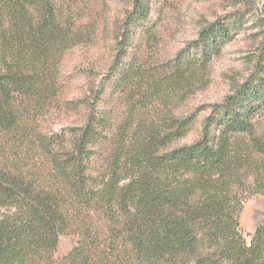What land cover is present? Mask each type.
<instances>
[{
  "label": "trees",
  "instance_id": "obj_1",
  "mask_svg": "<svg viewBox=\"0 0 264 264\" xmlns=\"http://www.w3.org/2000/svg\"><path fill=\"white\" fill-rule=\"evenodd\" d=\"M124 1L106 76L88 69L74 101L64 63L97 34L84 0H0V264H264V223L248 242L240 222L264 196V16L249 75L182 142L196 117L179 105L243 17L205 24L158 63L143 44L153 0ZM61 234L78 241L59 257Z\"/></svg>",
  "mask_w": 264,
  "mask_h": 264
},
{
  "label": "rangeland",
  "instance_id": "obj_2",
  "mask_svg": "<svg viewBox=\"0 0 264 264\" xmlns=\"http://www.w3.org/2000/svg\"><path fill=\"white\" fill-rule=\"evenodd\" d=\"M153 3L154 10L148 23L154 24V27L144 37L143 44L147 54L158 63L168 61L195 39L205 24L226 14L237 13L243 17L242 28L232 41L224 45L221 54L212 60L207 77L197 82L194 92L179 105L180 113L196 117L193 131L182 140L191 142L197 138L211 105L223 101L233 87L249 75L253 55L261 40L257 37L259 28L256 21L258 16H264V0H153ZM83 4L80 13L88 15L89 20L86 16L81 19L90 21L97 34L93 45L91 42L76 48L64 63V94L74 101L85 95L89 81H92V77L89 80L87 76L88 69L94 76L100 70L99 80L106 76V66L112 62L114 24L125 16L129 6L124 0H84ZM67 118H64L66 124L80 122L76 115L70 113ZM256 123L264 132V109L256 116ZM62 126V122L57 123L54 130ZM240 222L243 235L250 242L256 226L264 223V196L256 194L245 200ZM77 241L75 235L61 234L57 256L69 253Z\"/></svg>",
  "mask_w": 264,
  "mask_h": 264
}]
</instances>
